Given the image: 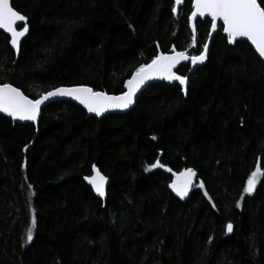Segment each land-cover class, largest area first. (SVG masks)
Segmentation results:
<instances>
[{"label": "trees", "instance_id": "1", "mask_svg": "<svg viewBox=\"0 0 264 264\" xmlns=\"http://www.w3.org/2000/svg\"><path fill=\"white\" fill-rule=\"evenodd\" d=\"M11 1L30 32L18 59L0 32V83L34 99L79 84L120 94L160 52L199 54L211 29L196 22L194 47L192 0L177 14L175 0ZM157 160L166 167L145 170ZM93 164L110 179L105 202L84 180ZM186 168L197 181L182 200L169 185ZM0 264H264V62L253 47L228 43L220 23L187 96L151 84L124 114L55 101L38 128L0 114Z\"/></svg>", "mask_w": 264, "mask_h": 264}, {"label": "snow or ice", "instance_id": "2", "mask_svg": "<svg viewBox=\"0 0 264 264\" xmlns=\"http://www.w3.org/2000/svg\"><path fill=\"white\" fill-rule=\"evenodd\" d=\"M176 5L181 4V0H175ZM192 12L188 16L191 23L193 18L205 17L211 18L212 29L217 28V22H223V32L227 35L228 43H233L237 38L245 37L251 42L261 58H264V0H192ZM173 14L177 13V8H172ZM27 18L21 12L14 9L9 0H0V28L6 30L11 35L10 44L18 48L20 39L28 32ZM17 22H25L24 26L17 30ZM193 39H195V29L193 28ZM191 47V45H190ZM206 50L207 44L203 45ZM190 60L193 65L205 60V51L199 52V55L189 56L187 51H176L172 49V54L160 53L155 55L150 63L141 64L132 73L131 78L124 82L127 91L119 95H108L105 92L93 91L92 88L84 84L71 87H57L52 91L42 94L38 99H29L17 87L9 83H0V112L6 113L13 118L20 120L35 121L40 111L41 105L55 96H69L78 100L89 112L100 115L107 109H126L133 103V96L137 89L151 77L161 76L168 81H176L184 90L187 77L179 75L173 69L181 61ZM155 139V137H153ZM27 147V145L25 146ZM164 168L163 164L157 160L148 165L149 168ZM169 172L172 170L167 169ZM92 175L84 179L91 184L92 188L99 196L105 194L104 185L106 177L103 176L97 167L92 165ZM261 174L259 165L248 176L244 193L251 194L254 190L258 175ZM196 173L192 168H186L179 173H173L175 177L169 185L176 193L183 197L187 194L189 188L193 185V178ZM31 188V185H28ZM200 187H204L203 183ZM207 196V192H205ZM236 207H240V201H236ZM35 225V219L32 221ZM233 225H226L227 231H232ZM33 239L32 227L27 230V240Z\"/></svg>", "mask_w": 264, "mask_h": 264}, {"label": "water", "instance_id": "3", "mask_svg": "<svg viewBox=\"0 0 264 264\" xmlns=\"http://www.w3.org/2000/svg\"><path fill=\"white\" fill-rule=\"evenodd\" d=\"M9 3H10V5L12 6V1H11V0H9ZM183 3H184V0H181V4H183ZM181 4H180V5H181ZM12 7H13V6H12ZM175 7L177 8V11H178L179 5H175ZM13 8H14V7H13ZM14 9H15V8H14ZM21 14H22V13H21ZM176 14H177V13H176ZM23 15H24V14H23ZM26 18H27V17H26ZM207 18L211 19V18L208 17L207 15H206L205 17H199V16H198V17H196V18H193L192 22L190 23V27H191L192 32H193V28L195 29V39H194V44H193L194 47H195L196 36H197L196 22H197L199 19H201V20H205V19H207ZM26 22H27V24H28V28H29V30H28V32L26 33V35L20 39V42H19L18 48L14 49V48L11 46V44H10V46L12 47V49L14 50V52H15V54H16V59H18V57H19V55H20V52H21V46H22V43H23L24 39L28 36V34H29V32H30V26H29L28 18H27ZM24 23H25V22H17L16 25H15V27L17 28V30H19L20 28H22V27L24 26ZM220 23H222V25H223V22L218 20V22H217V28H216V29H212V27H211V29H210L209 38H208V41H207V43H206V44L208 45V48H207L206 50L204 49V51H205V60H204L203 62H199V63L193 65V64L191 63L190 60H188V61H181V62L176 66V68L173 69L174 71L177 72V74H179V73H178V69H179V67H180L182 64H189V65H190V71H189V73L186 75V77H187L186 84H185V86H184V90L182 91V93H183L185 96H187V93H188V87H189V81H190V78H191V76L193 75V73H194L199 67L203 66L204 64H206V63L208 62V59H209V53H210V48H211V45H212V42H213V39H214L215 35L219 32V26H220ZM0 32L5 33V34L9 37V39H11V35H10V33H8L6 30L0 28ZM223 34L227 37V35H226L224 32H223ZM238 40H245V41H247V42L251 45V42L248 41L247 38H245V37L237 38L232 44L236 43ZM251 46H252V45H251ZM252 47H253V49L255 50L254 46H252ZM176 51H179V50H176ZM186 51H187V55H189V56H193V54H191L190 50H186ZM255 52L258 54V52H257L256 50H255ZM160 53H163V52H160ZM160 53H159V54H160ZM166 53H168V54H172V49H171L169 52H166ZM197 55H199V54H197ZM258 56H259V54H258ZM259 57H260V56H259ZM260 58H261V57H260ZM261 59H262L263 62H264V58H261ZM150 62H151V61H150ZM150 62H149V63H150ZM179 75H181V74H179ZM130 78H131V77H130ZM130 78H129V79H130ZM127 80H128V79H127ZM157 83H167V84H178V85H179L178 82H176V81H168V80L164 79V78L161 77V76H154V77H151L150 79L146 80V81L144 82V84H142V85L137 89L136 93H135L134 96H133V103H132L131 105H129L128 108H126V109H107V110H105L104 112H102L99 116L96 115V114L93 113V112H89V111H88V110H87L82 104H80V102H79L78 100H75L73 97H69V96H55V97L50 98L48 101H45V102L41 105L40 111H39V113H38V115H37V119H36L35 121H30V120H20L19 118H13V117H11V116H9L8 114L3 113V112H0V114L3 115V116H6V117H8V118H10L14 123H21V124H34V125L38 128V124H39V121H40V117H41V114H42V110H43L47 105H49L50 103L55 102V101H71V102H73V103L79 105L80 107H82V108L87 112V115H88V116H94V117H97V118H99V119H102L104 116H107V115H110V114H117V113H118V114H124V113H127L128 111L132 110V109L135 107V105H136V102H137V98H138V96L144 91V89H146L147 87H149L151 84H157ZM9 84H10V83H9ZM11 85H12L13 87H16V86H14L13 84H11ZM72 86H75V85H72ZM87 86H88V85H87ZM59 87H71V86H59ZM88 87L92 88L93 91H101V92H105V93H107L108 95H119V94H114V93H108V92L103 91V90H95V89H94L93 87H91V86H88ZM17 88H18V87H17ZM56 88H57V87H56ZM19 89H20V88H19ZM53 89H55V88H53ZM53 89H51V90H49V91H52ZM20 90H21V89H20ZM124 91H127L126 87H124ZM21 92H22L24 95H26L22 90H21ZM26 96H27L29 99H34V98H31V97L28 96V95H26ZM38 98H39V97H38ZM38 98H37V99H38ZM95 166H96V165H95ZM96 167H97V166H96ZM97 169L100 171V173H101L103 176L106 177V182H105V185H104V191H105V194H104L103 197L99 196V194L96 193V192L94 191V189L92 188L91 184L88 183V181H86L85 179H84V180H85V182H86V183L92 188L94 194H95L98 198L102 199L103 202H105L106 199H107V192H108V186H109V184H110V179H109L106 175H104V174L101 172V170L99 169V167H97ZM92 174H93V173H92ZM90 176H91V175H90ZM196 181H197V178H196V175H195V177L193 178V185L189 188V190H188V192H187V194H186L185 196L181 197V196H179V195L176 193V191H174L175 195H176L179 199H182V200L188 198V197L190 196V193H191L192 189L194 188V186H195V184H196ZM255 187H256V186H255ZM254 189H255V188H254ZM232 232H233V229H232V231H230V232L227 231L228 235H230Z\"/></svg>", "mask_w": 264, "mask_h": 264}]
</instances>
